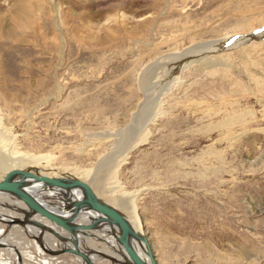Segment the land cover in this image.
Wrapping results in <instances>:
<instances>
[{"label":"rangeland","instance_id":"374dc122","mask_svg":"<svg viewBox=\"0 0 264 264\" xmlns=\"http://www.w3.org/2000/svg\"><path fill=\"white\" fill-rule=\"evenodd\" d=\"M232 32L245 41L197 47ZM2 147L11 169L100 171L158 264H264V0H0Z\"/></svg>","mask_w":264,"mask_h":264},{"label":"bare ground","instance_id":"6f19581e","mask_svg":"<svg viewBox=\"0 0 264 264\" xmlns=\"http://www.w3.org/2000/svg\"><path fill=\"white\" fill-rule=\"evenodd\" d=\"M243 38H244L243 35H241V34H239L237 32H232L230 35L223 36L220 39H218V40H216V41H214V42H212L210 44L208 43V44H202V45H199V46L197 45V47L200 50H203V49L204 50H209V48H212V49L216 48L217 49L218 46H226V44L227 45L228 44H233V43H231L232 41L233 42L235 41L234 44H236L237 41H243L244 40ZM207 46H212V47H207ZM194 47L195 46L189 47L188 49L183 51L182 54L174 56V58L172 60H170L167 64H165L166 65L165 68H167V70L169 69V71L173 72V69L175 68V66L177 64V61H179L177 59L180 58L185 53H187L188 51L193 50ZM143 84L145 85L144 86L145 94H146L145 97L148 98L149 96L152 95V93L154 92V87H156L157 85L155 86L154 84H151V83H148V82H143ZM152 99H153V97H152ZM142 109L143 108L141 107V110ZM145 113H147V112H145ZM130 128H131V130L133 129L134 132L139 131L138 124L136 123V120H134L131 123L129 129ZM131 130H130V133H131ZM128 131L129 130L127 128V130L125 132L126 134L124 133L125 136L127 135ZM124 148H125V145L123 147L119 148L116 152H118V154H119V152L123 151ZM5 149L6 148H4V147L0 148V172H3L4 174L7 171L11 170L10 164L8 163V162H10L9 160L13 161L15 167L19 163H22L21 161H19V159L11 157L12 153L10 154V152L6 151ZM113 154H112V157H114V155H116L117 153H115L114 155ZM111 162H112L111 156L109 158H106V160L101 162V164H100L101 169L100 170L106 172L107 168L110 167ZM15 167H12V169H15ZM37 172L39 174H41L39 171H37ZM98 173H100V171L95 173L93 178H91L93 181H92V183L90 185L93 188L95 194L98 196V198H100L101 200H104L105 202L109 203L108 200H106V199L101 197V191H102V187L100 185L101 177H100V175L98 176ZM3 175H2V177H3ZM42 175H45V174H42ZM47 176H50V175H47ZM52 177H58V176H52ZM64 177H74V178H78V179L84 180L81 176L79 177V176H73V175H65ZM26 189L28 191H30L31 194L39 202H41L46 208H48V209H50V210H52V211H54V212H56L58 214H61L63 216H66V215L69 214V209H68L69 207H68L67 201H69V200H77L78 198H81V192L77 191V190L70 191L68 193V196L66 197L65 191H63L61 189H58V188H52L51 189V188H46V187L43 188V187H39L38 184H33V185L27 187ZM1 198H3V200L5 199V202L3 204H0V224L3 225V227L0 228V244H1L0 250L2 251L0 253H2V255H3V250H6L7 253L10 256L12 255L13 262L15 264H32L33 262H37V260H39L41 262V264L42 263L43 264H50L51 261L45 260V259L41 260L40 258L38 259L36 257V255H40V254L45 252V254H47V256L50 258L49 255L51 253L53 254L56 251H58V250H60L62 248H65V247H71V243L70 242H68V241H59L57 238H55L52 234L48 233L46 230H43L42 228H39V227L31 224L30 221L39 222L43 226H46L48 228H52L53 230L57 231L59 234H61V231H63L59 227L53 225L47 219L41 217L40 215L32 214V215H29V216H27V215L25 216V213H27L28 209H27L26 205L22 201H20V200H18L16 198H13V197H11L9 195L3 194V193H0V199ZM54 199L57 200V202H59V203H57L58 205L56 206L57 207L56 209L54 208L55 205L50 202V200H54ZM123 205L121 204L119 207H123ZM7 206L8 207L10 206L11 210ZM2 210H6L8 213H6V211H2ZM34 216L36 218H34ZM92 216H94V215L91 212L89 214H87V215L85 213H80V215H79V217H77V219L79 218V219H82V220H85V221H89V219H91ZM125 217L129 221V223L132 226V228L137 233L142 234V233L138 232L139 226L134 223L133 219H131L129 216H125ZM40 219L46 221L48 224L47 223H45V224L42 223L43 221H39ZM77 219L75 221H77ZM27 220H29V221H27ZM20 222H23V223H20ZM16 227H20L21 230L23 231V233H25L27 236H32L33 237L31 239H32L33 242H35L34 244L36 246L35 255L32 253V251L24 250L21 247H19L20 241H19V239H17V234H15L14 232H11L12 229H14V228L16 229ZM3 228H5V229H3ZM105 231H108V232L106 233ZM45 233H48V234L52 235L53 238L55 239V241L53 242V245H54L53 248L50 247V246H47V244H45L46 240L44 241L43 239H47V238L49 239L50 238V237H47V236H46V238H44V236L47 235ZM65 234H66V232H65ZM117 234H118V232H117L116 228L111 229L106 224L105 225H101L99 228L87 232V236L82 235V234H78L77 238H78V241H79V248L83 252L90 251L89 258L91 259L93 264H97L95 262L96 259L98 260L100 257L102 258L103 256L108 257V258L110 257L114 261H118L119 263H123L124 260H127V255L124 252L122 246H119V244L116 241V235ZM79 235L81 236V238L83 237L82 239L85 241V243L90 244L91 246H92L93 239L95 241H97V242H103V243H104V240H105L107 242L108 247L112 251L111 253H113V254L109 253V251H106V250H100V249H96V248H88L85 245L81 246L80 244L82 243L83 240L82 239L79 240ZM61 236L67 237L68 235H62L61 234ZM36 238H38V241H35ZM90 238H92V239H90ZM50 239H52V238H50ZM101 239H103V240H101ZM48 241L49 240H47L46 243H48ZM36 242L38 243L39 246L37 245ZM134 247H135V249L137 250V252L140 255L144 256V247H143V245H141L140 243L135 241ZM94 251L100 252L101 254H103V256L99 255L98 253L95 254ZM65 254H69V253H65ZM60 255H57L58 257L57 256L56 257L52 256V257L57 259L56 261H59V259L61 258ZM69 255H72V254H69ZM72 256L75 257L76 259H78V261H80L79 264H85L79 257L74 256V255H72ZM117 256H118V258H116ZM52 257H51V259H52ZM7 258L8 257H4L3 260L0 259V264H10V263H12V261L7 260Z\"/></svg>","mask_w":264,"mask_h":264},{"label":"water","instance_id":"95a60500","mask_svg":"<svg viewBox=\"0 0 264 264\" xmlns=\"http://www.w3.org/2000/svg\"><path fill=\"white\" fill-rule=\"evenodd\" d=\"M37 171L35 168H15L7 171L0 179V193L22 201L28 209L25 216L32 214L40 215L68 234L67 237H63L52 228L43 226L39 222L30 221L31 224L46 230L59 241H68L71 243V247L62 248L53 253L54 255L69 253L79 257L85 264H93L89 258L90 252L80 250L77 237L78 234L87 236V232L106 224L111 229H117L116 241L119 246H122L127 255V260H124L123 264H158L147 238L132 228L125 214L119 209L98 198L88 182L74 177L42 175ZM33 184H38L39 187L43 188L61 189L65 191L66 197L70 191L77 190L81 192V198L67 201L69 214L63 216L46 208L26 189ZM90 212L94 216L88 222H75L80 213L87 215ZM135 241L143 245L144 256L140 255L135 249ZM94 253L103 256L100 252L94 251Z\"/></svg>","mask_w":264,"mask_h":264},{"label":"crops","instance_id":"0c3cea01","mask_svg":"<svg viewBox=\"0 0 264 264\" xmlns=\"http://www.w3.org/2000/svg\"><path fill=\"white\" fill-rule=\"evenodd\" d=\"M50 202L53 203V204L55 205L54 208L56 209V208H57L56 206L58 205L57 203H59V202H57V200H55V199H54V200H50ZM34 218H36V217L34 216ZM39 221H43L42 223H44V224L47 223L46 221L41 220V219H40ZM77 221H78V222H77ZM77 221H75V222H77V223L88 222V221H85V220H82V219H79V218L77 219ZM47 224H48V223H47ZM47 224H46V225H47ZM61 234H62V235H68L67 233L65 234L64 231H61ZM46 236L49 237L48 235H45L44 238H46ZM82 238H83V237H82ZM82 238H81V236L79 235V240H81ZM45 240H46V242H47V240H49L48 243L45 242V244H47V246H50V247H52V248L54 247V245H53V242L55 241L54 238H52V239H50V238L48 239V238H47V239H44V241H45ZM82 240H83V239H82ZM28 243H29V242H27V244H28ZM49 244H50V245H49ZM80 245H81V246H82V245H85V246L88 247V248H95V247H96V246H94V245H92V247H91V245L85 243L84 240L82 241V243H81ZM86 247H85V248H86ZM68 255H69V254H66L65 256H62V257H66V256H68ZM62 257H61V258H62ZM74 258H75V257H74ZM38 259H39V258H38ZM75 259H76V258H75ZM56 260H57V259H55V261H51L50 264H52L53 262H54L53 264H55V263L57 262ZM96 260H97V259H96ZM76 261H77V262H80V261H78V259H76Z\"/></svg>","mask_w":264,"mask_h":264}]
</instances>
